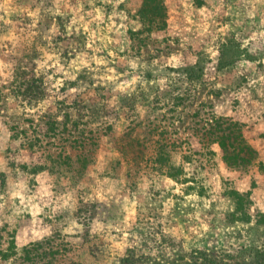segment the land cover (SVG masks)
Masks as SVG:
<instances>
[{
  "label": "rangeland",
  "instance_id": "obj_1",
  "mask_svg": "<svg viewBox=\"0 0 264 264\" xmlns=\"http://www.w3.org/2000/svg\"><path fill=\"white\" fill-rule=\"evenodd\" d=\"M45 239L264 264V0H0V264Z\"/></svg>",
  "mask_w": 264,
  "mask_h": 264
},
{
  "label": "trees",
  "instance_id": "obj_2",
  "mask_svg": "<svg viewBox=\"0 0 264 264\" xmlns=\"http://www.w3.org/2000/svg\"><path fill=\"white\" fill-rule=\"evenodd\" d=\"M230 128V127H229ZM223 137H227V135L223 134L221 135ZM225 139V138H222ZM220 147L222 149H227L228 146H233L236 147V145L233 144H227L224 140L220 141L219 143ZM242 149V148H241ZM249 150H251L250 148H248ZM235 197L237 198L236 200L238 202L242 201V196L240 194H235ZM44 243L50 244L49 243V239H45L42 241H35V242H31L28 245H24L21 248V252H23L25 254V258L28 259V261L30 260V262L35 263L38 261H42V264H52L53 261L56 259L55 255L59 252L58 249H53L50 245H49V249L46 251H40V248L43 246ZM14 248L13 244H11L9 246V248H6V251H10L11 254H14V252L12 251V249ZM63 251L66 250V248H62ZM6 253L4 254V256L6 257Z\"/></svg>",
  "mask_w": 264,
  "mask_h": 264
}]
</instances>
